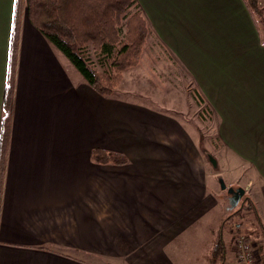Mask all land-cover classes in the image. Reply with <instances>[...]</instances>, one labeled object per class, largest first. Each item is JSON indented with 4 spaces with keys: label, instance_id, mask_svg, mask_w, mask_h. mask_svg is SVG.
<instances>
[{
    "label": "crops",
    "instance_id": "0c3cea01",
    "mask_svg": "<svg viewBox=\"0 0 264 264\" xmlns=\"http://www.w3.org/2000/svg\"><path fill=\"white\" fill-rule=\"evenodd\" d=\"M15 1L0 0V264H173L166 253L184 251L178 238L210 198L182 113L139 98L145 85L131 75L117 94H98L26 21L13 56ZM138 1L167 50L159 58L175 61L213 109L264 231L262 30L244 0ZM95 149L128 163L97 164ZM227 264H238L235 248Z\"/></svg>",
    "mask_w": 264,
    "mask_h": 264
},
{
    "label": "trees",
    "instance_id": "16d2710c",
    "mask_svg": "<svg viewBox=\"0 0 264 264\" xmlns=\"http://www.w3.org/2000/svg\"><path fill=\"white\" fill-rule=\"evenodd\" d=\"M260 29L264 30V6L260 0H244ZM27 17L33 27L49 40L78 70L89 85L100 95L112 96L123 79V73L139 65L148 38L153 35L145 12L138 0H25ZM17 6L11 52L18 42ZM15 43V45H14ZM12 60V58H11ZM9 73L3 106L2 134L5 138L10 124L13 80ZM200 113L210 117L213 110L199 93ZM206 119V117H205ZM92 159L97 164L125 165L126 156L95 149ZM3 169L0 166V187ZM255 204L248 196L241 206L231 211L222 221L214 247L206 264H227L228 248L223 226L226 220L239 215ZM257 212V209H256ZM258 215V214H257ZM262 232L263 226L259 220ZM233 235L239 234L236 225ZM248 239H251L247 237Z\"/></svg>",
    "mask_w": 264,
    "mask_h": 264
},
{
    "label": "rangeland",
    "instance_id": "374dc122",
    "mask_svg": "<svg viewBox=\"0 0 264 264\" xmlns=\"http://www.w3.org/2000/svg\"><path fill=\"white\" fill-rule=\"evenodd\" d=\"M15 4L17 6L16 23L19 26L18 42L16 45L14 43V47L17 51L20 45L21 24L24 21L30 24V21L27 17L25 0H16ZM262 5L264 6V3H262ZM14 29L15 27L13 31ZM262 33L264 34L263 29ZM152 34L153 35L147 40V45L143 50L139 65L125 71L123 73V79L124 76L131 75L132 79H134L132 81L133 84H137L140 82L139 80H141V83L145 86L143 91L139 92V98L145 101L164 99L167 101V108L163 110H167L175 117L180 116L182 113L181 119L184 127L189 130L192 140L199 145V152L203 157L202 163L205 164L207 173V193L210 194V198L207 200L208 210L204 216L199 214V219H193L194 221L190 222V227L178 238L183 242L181 247L184 248V251H174L166 254L173 264H206L211 250L214 247L215 238L222 221L230 213L227 211L229 207V196L227 191L221 190L219 180L223 179L228 187H242L246 190V183L248 181L246 178L247 173L238 171L242 170L243 167L236 170L240 167L239 165L241 163L231 166L234 162L228 151L229 143L228 141L219 140L216 136L217 122L214 119V111L210 117L206 116L204 112L202 114L203 119L201 118L200 113L202 107L198 104L200 101L198 89L194 84L188 83L187 75L183 74V71H181L175 61L172 59L159 58L165 57L164 54L167 53V50L161 46L153 30ZM47 41L58 51L49 40ZM62 57L63 61L69 67L68 70L70 69L71 72L77 73V75L82 78L81 74L68 58L65 56ZM11 74L10 83L14 77L13 71ZM123 79L118 88L129 87V85L122 83ZM129 81H131V79H129ZM176 82L178 85L174 84ZM117 93L118 92H116V94ZM171 102H173V105L170 104ZM177 103H179L180 106H178ZM157 109L161 110V108ZM213 159L217 163L216 166L213 165ZM245 197H247L246 193L242 200H244ZM242 200L239 206H241ZM236 225L239 226L240 231L239 234L233 235L234 232H231V230H235L234 227L237 228ZM223 233L228 252L233 250L237 236L244 235L258 242L257 246L261 250L262 258L264 259V245L259 243V241L262 242L263 232L254 207L246 208L243 218H240L239 215H234L226 220L223 226ZM114 264H116V262H114Z\"/></svg>",
    "mask_w": 264,
    "mask_h": 264
},
{
    "label": "built area",
    "instance_id": "2783aa9c",
    "mask_svg": "<svg viewBox=\"0 0 264 264\" xmlns=\"http://www.w3.org/2000/svg\"><path fill=\"white\" fill-rule=\"evenodd\" d=\"M257 245L258 242L244 235L237 236L234 248L238 264H259L262 256Z\"/></svg>",
    "mask_w": 264,
    "mask_h": 264
},
{
    "label": "water",
    "instance_id": "95a60500",
    "mask_svg": "<svg viewBox=\"0 0 264 264\" xmlns=\"http://www.w3.org/2000/svg\"><path fill=\"white\" fill-rule=\"evenodd\" d=\"M213 165L216 166L217 163L213 159L212 160ZM220 188L222 191H227L228 194V203L229 207L227 208L228 212L234 211L236 208H238L242 198L244 197L246 190L242 187L234 188V187H228L223 179L219 180Z\"/></svg>",
    "mask_w": 264,
    "mask_h": 264
}]
</instances>
